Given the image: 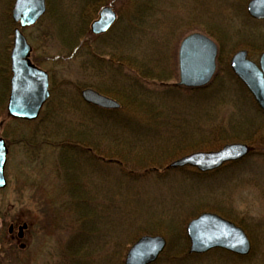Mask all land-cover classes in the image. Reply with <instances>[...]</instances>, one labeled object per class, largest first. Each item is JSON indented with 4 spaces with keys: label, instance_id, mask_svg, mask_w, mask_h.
<instances>
[{
    "label": "rangeland",
    "instance_id": "obj_1",
    "mask_svg": "<svg viewBox=\"0 0 264 264\" xmlns=\"http://www.w3.org/2000/svg\"><path fill=\"white\" fill-rule=\"evenodd\" d=\"M9 1L0 0L2 52L5 49L3 43L10 45L8 49L11 48L13 28L17 25L13 20L12 23L6 21L5 6ZM72 1L66 0L64 4L71 6ZM141 2L151 11L149 17L143 20H138L137 16L131 18L133 15L131 13L136 12L138 3ZM247 2L248 0H116L114 8L118 19L106 35L96 38L97 42L106 41L112 36L118 37L122 33L124 40L131 42V34H136L139 35L137 38L135 35V39H139L137 44L147 53L145 49L152 45L147 42L149 39L146 37H151L155 32L158 37L167 36L170 40L167 44L169 49L166 57L169 60L171 54L176 56L177 67L181 39L190 32L199 31L211 36L219 46L214 77L205 86L191 89L175 84L178 81V69L175 74L170 72L171 68L165 69L162 78L167 85L157 86L156 90L169 89L170 94L174 95L155 101L156 116H153L154 119L152 118L146 126L155 129L143 131L154 135H151V138L141 135L144 133L136 136L132 134L133 130L123 128L122 142L125 146L130 145L134 151L139 153L146 151L144 155H148L153 151V147L155 149L160 143L155 140H166L164 125L167 122L162 124L159 121L162 114L158 110L171 106L168 114L174 115V120L176 115L179 120L185 118L183 112L186 113V118H191L189 123L180 124L185 128L186 135L183 139L177 132L172 135L182 147L168 157L161 158L159 163L156 161L154 165L157 167L154 168L157 170L148 168L149 170L141 171V174L123 171L119 161L106 163L100 161L102 171H98V175H101V179L96 177L93 181L95 185L99 184L101 187L92 185V175L87 176L88 185L90 189L93 186L99 188L100 197L109 192L113 194V201L118 203L116 223L96 224L87 219L84 232L82 230L72 235L61 223V220L67 222L68 217L56 221V230L51 225L45 226L40 216L38 217L39 209L44 204L51 206L52 200L56 197L57 190L51 186L58 176V172H55L57 155L53 153V147L44 145L43 151L32 147L33 153H30L24 142L20 141L18 134L12 132L20 128L0 125V136L5 138L8 149L5 164L7 186L0 189V264H59L62 259L65 261V254L69 255L70 250L74 249V241H78L76 245L79 246L84 242L82 245L85 247L80 253L83 264H123L129 245L138 236L146 234L144 231L148 229L153 230V233L148 234H159L166 240L164 249L152 264H264V111L260 110L253 95L230 64L231 55L240 48H246L249 58L256 63L264 50V19L251 17L246 9ZM50 4L45 17H49L48 25L53 30L49 27L48 30L41 24L23 27L22 31L32 45V58L41 62L43 59L41 66L46 70H52L57 88L71 86L78 83L79 75L76 73L78 61L76 59L55 61L57 59L55 56L67 51L68 48L63 50L59 45L61 37L57 31L59 26L57 19L62 16L57 15V10L60 0H50ZM71 14L73 13H68L66 17L70 18ZM133 21L137 24V33L134 31ZM52 35L56 38L52 39L50 37ZM142 42H145L144 46ZM140 55L142 56L141 53ZM63 81L66 84H61ZM68 81L71 82L68 84ZM145 84L149 88L148 83ZM67 89L65 88V91ZM188 89L190 91H187ZM76 91L71 90L68 93L78 99L77 103L84 104ZM203 95L208 96L206 100ZM176 101L178 103H175ZM183 103H188L184 111ZM144 108L151 114L147 107ZM210 118L216 119L218 123L213 125L212 133L206 137L204 126L210 124ZM170 119H173L172 116ZM30 125L23 126L27 132ZM35 125L32 123V126ZM53 128L51 125L47 133ZM3 130L7 131L6 134H3ZM207 131L209 133L211 128ZM117 134L118 131L114 136ZM161 136L163 138L159 139ZM213 137L219 140L220 144L215 149L205 150H216L226 143L242 142L249 145L251 151L234 163L225 164L218 170L206 173L199 172L196 167H168L170 162L180 155L204 150L198 149L197 146L204 143L205 139H214ZM92 158L97 160V157ZM122 158L129 163L138 161L134 155ZM90 171L88 169L89 174ZM110 172L116 174L117 181L112 180L113 175H110ZM75 174L78 178L77 172ZM129 175L130 184L126 185L124 182ZM107 178L113 185L111 189L107 187L108 183L103 181ZM61 179L63 180V176ZM57 182L58 180L56 185ZM72 192L73 200L74 196L78 195L80 203L84 202L86 196L82 194L81 189L74 188ZM204 211L219 213L240 225L250 239L249 252L237 255L221 248H213L204 254H191L186 225L190 219ZM23 221L28 222L29 227L22 239L8 233L9 223L18 225ZM93 226L100 230L101 227L103 229L106 227L104 233L111 232L114 236H121L120 246L115 253L102 254L98 244L100 242L94 245L90 243L89 234L93 232ZM104 233L102 237L105 238ZM20 242L25 243L24 248L19 247ZM10 244L16 247V252L10 253L6 250Z\"/></svg>",
    "mask_w": 264,
    "mask_h": 264
},
{
    "label": "trees",
    "instance_id": "obj_2",
    "mask_svg": "<svg viewBox=\"0 0 264 264\" xmlns=\"http://www.w3.org/2000/svg\"><path fill=\"white\" fill-rule=\"evenodd\" d=\"M65 1L66 0H60L59 10H57V15L62 16L60 19H57L59 25L57 31L61 37L60 47L63 50L68 49L55 56V59L57 58L55 61L59 62L62 60L76 59L79 64H77L78 67H76V73L79 75L77 80L78 83L57 88L51 72L52 70H49L52 81V94L45 104L39 118L35 121L11 119L6 114L10 78L8 52V50H10L8 49L10 45H4L3 43L5 49L4 52H2V43H0V125L5 124L6 127L11 126V128L15 129L20 128L12 132L18 134L20 141L24 142V146L30 153H33L32 147H37L40 151L44 150V145H51V147H53V153L57 155V157H55V172H58V176H56L51 186H54L57 190L55 192L56 197L52 200L51 206L44 204V206L39 209L38 217L40 216V220L43 221L45 226L51 225L55 230L56 221L59 222L58 220H61L63 217H68L69 220L67 222L61 220V223L67 229V232L72 235L73 233H78V231L81 232L83 230L84 232L87 219H89L91 223L96 224L105 222V225H114L116 223L118 203L116 202V204L115 201H113L112 198H114V196L111 192L107 193V195H103L104 197H100L98 194L101 193L98 191L99 188L97 187L101 186L99 184L95 185L93 181L96 177L101 179V175H98V171H102V164L100 161H104L105 163L119 161V164H122L121 167L123 171H130L132 173L138 172V174H141V171L149 170L148 168L157 170L154 168L157 167L154 165L156 161L159 163L161 158L168 157L182 147L176 140L177 138H174L172 135L177 132L183 139V136L186 135L185 128L180 124L185 122L189 123L191 118H186V113L183 112V117L185 118L179 120L176 115V120H174L175 116L168 114L171 106L168 107V109H161L166 110L165 113L158 110V112L162 114L159 121L162 124L167 122L164 125V127H166L164 139L166 140H155L157 142L160 141V143L155 149L153 147V151L150 153L148 152V155H144L146 151L139 153L138 151H134L130 145H123V128H125V130H133V135L137 136L139 133H144L141 135L147 136L146 138H151V135L154 134L149 135L143 131H148L147 129H150V127L147 128L146 126L152 118L154 119L153 116H156L157 109L155 110L154 105H156L157 102L155 101L159 98L164 99V97L168 98L174 95V93H172L173 95L170 94L169 89L162 91L156 90L157 86L165 87L167 85V82L162 78L165 69L169 70L171 68L170 72H173V74L177 71L176 56L171 54L169 60L168 57H166V53L169 49H167V44H169L170 40L167 36L162 37L159 35L158 37V34L153 32L151 37H146L149 39L147 42L152 45L145 49L147 53L143 52L140 45L137 44L139 39H135L136 34H131V42H129V40H124L123 33L118 37L112 36L106 41L100 40L97 42L96 38L102 37L108 32L101 35H94L90 31L89 24L96 16L100 6L104 4L114 6L116 0H73L71 6L65 5ZM138 4L136 12L131 13L133 14L131 18L137 16L138 20H143L149 17V13H151L149 8H145L146 6L143 2ZM11 5L12 0L6 3L5 6L6 21H10V23H12L10 16ZM47 5L49 8L51 5L50 0H47ZM70 12L73 13L71 17H66ZM48 19L49 17H45L44 15L36 26L44 24L45 27L52 29L48 25ZM136 25L137 24L133 21L135 33H137ZM1 29L2 21L0 20V31ZM9 33L11 34V29ZM138 36L139 35H136V38ZM50 37L53 39L54 36L52 35ZM54 38H56V36ZM145 42H142L143 46ZM126 43L128 44L126 45ZM134 44H136V46H132ZM130 45L132 48L128 47ZM173 48L174 46L172 49ZM64 52L65 54H63ZM44 59L49 58L45 57ZM34 60L40 65L43 62V59L42 62L38 59ZM54 65L56 64L54 63ZM70 82L71 81H68V84ZM145 83H148L149 88ZM61 84H66V82L63 81ZM85 86H92L99 91L111 94L120 101V108L108 110L85 103H77L76 101L78 99L76 100L75 96L69 94L68 91L77 90L76 92L79 96L81 88ZM65 88L68 89L65 91ZM187 91H190V89ZM214 94L219 95L218 93ZM203 96L205 100L208 97L207 95ZM175 103L178 102L176 101ZM187 104L188 103H183V111ZM143 105L147 107L151 114L147 112ZM170 116H172V120ZM209 121L210 124L204 126L206 137L212 133L213 125L218 123L216 119L212 118H210ZM32 123L36 125L32 126ZM24 124H31L28 132L26 131L27 129L23 127ZM51 125L54 127L53 130L47 133V129ZM210 128L211 131L208 133L207 129ZM152 129L155 128H151L150 130ZM116 131H118L119 134L114 136ZM6 132V130H3V134H6ZM162 138L163 136L159 139ZM100 140L105 143H101ZM219 144L220 141L216 138L212 140L205 139L204 143L197 147H199L198 149L204 150L215 149ZM133 155L137 157L138 161L129 163L122 158ZM92 157H97V160ZM92 163H94L95 166ZM88 169L91 170L90 174L88 173ZM75 172L79 175H77L78 178L75 177ZM114 174L115 173L110 174L113 175L112 180L117 181L115 178L117 176ZM61 176H63V180ZM87 176L91 177V179L93 178L92 185L97 187L93 186L92 189H90L88 185L89 177L87 178ZM139 176H137V179H139ZM130 178L129 175L128 179L124 182L126 185L130 184ZM120 179H122L121 176ZM56 180H58L57 185ZM103 181L108 183L107 187H109V189L113 187L109 178ZM117 187L122 188L119 185H117ZM74 188L81 189L82 194L86 196L83 200L84 202L80 203V197L78 195L74 196L73 200L72 190ZM92 228L93 232L89 234L90 243L94 245L100 242L98 244H100L102 254L115 253L118 250L121 236H114L111 232L109 234L104 233L107 229L106 227L105 229L101 227V230L96 226ZM144 232L153 233V230L148 229ZM103 233L105 238L102 237ZM74 242V249L70 250L69 255L65 254V261L62 259L59 264H83L80 253L82 248L85 247L82 245L84 242H82L80 246L79 244L76 245L78 241ZM15 248V246L10 244L9 248L6 250L13 253L16 252ZM75 252H77V254Z\"/></svg>",
    "mask_w": 264,
    "mask_h": 264
},
{
    "label": "water",
    "instance_id": "obj_3",
    "mask_svg": "<svg viewBox=\"0 0 264 264\" xmlns=\"http://www.w3.org/2000/svg\"><path fill=\"white\" fill-rule=\"evenodd\" d=\"M248 12L257 18H264V0H249ZM46 11V0H14L11 15L16 26L13 30V47L10 53L11 78L7 102V113L11 117L33 120L40 113L43 104L50 96L49 75L30 60L31 45L20 27L34 24ZM116 20L115 10L103 6L98 17L91 22L94 33L105 32ZM217 44L201 32H191L179 44L178 49V84L188 87H200L209 83L216 69ZM230 64L235 73L252 93L258 105L264 110V51L259 64L247 57L246 49L237 50L231 57ZM81 96L88 103L103 108H118L119 102L97 90L86 87ZM7 145L0 136V188L7 184L5 164ZM249 152L247 144L231 142L221 148L208 151H195L172 161L169 166L181 167L192 165L200 171L219 167L226 161H235ZM27 222L17 227V235L22 238ZM14 225L8 226L12 232ZM186 232L190 240V252L201 253L213 247L247 254L250 240L245 231L232 221L222 216L204 211L191 219ZM166 244L165 237L159 234H143L128 249L124 264H149L154 261ZM24 247V243L20 244Z\"/></svg>",
    "mask_w": 264,
    "mask_h": 264
},
{
    "label": "bare ground",
    "instance_id": "obj_4",
    "mask_svg": "<svg viewBox=\"0 0 264 264\" xmlns=\"http://www.w3.org/2000/svg\"><path fill=\"white\" fill-rule=\"evenodd\" d=\"M178 81H179V74H178ZM178 81L175 83V84H178ZM191 153V152H190ZM210 212H212V211H210ZM214 213H216V212H214ZM216 214H218V215H220L219 213H216ZM220 216H222V215H220ZM223 218H225L224 216H222ZM193 219V218H192ZM226 219H228V218H226ZM191 220V219H190ZM189 220V221H190ZM228 220H230V219H228ZM188 221V222H189ZM230 221H232V220H230ZM188 222H187V224H188ZM233 222V221H232ZM234 224H236L235 222H233ZM236 225H238V224H236ZM187 226V225H186ZM238 226H240V225H238ZM241 227V226H240ZM242 228V227H241ZM243 229V228H242ZM244 230V229H243ZM186 235H187V232H186ZM187 238L189 239V237H188V235H187ZM190 241V240H189ZM218 248H221V249H224V250H226L225 248H222V247H218Z\"/></svg>",
    "mask_w": 264,
    "mask_h": 264
},
{
    "label": "flooded vegetation",
    "instance_id": "obj_5",
    "mask_svg": "<svg viewBox=\"0 0 264 264\" xmlns=\"http://www.w3.org/2000/svg\"><path fill=\"white\" fill-rule=\"evenodd\" d=\"M15 231H16V229L14 230V232L11 235H15V233H16Z\"/></svg>",
    "mask_w": 264,
    "mask_h": 264
}]
</instances>
